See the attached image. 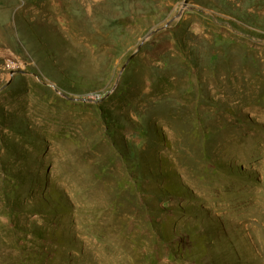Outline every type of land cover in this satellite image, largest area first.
Instances as JSON below:
<instances>
[{
  "label": "rangeland",
  "instance_id": "1",
  "mask_svg": "<svg viewBox=\"0 0 264 264\" xmlns=\"http://www.w3.org/2000/svg\"><path fill=\"white\" fill-rule=\"evenodd\" d=\"M0 264H264V0H0Z\"/></svg>",
  "mask_w": 264,
  "mask_h": 264
},
{
  "label": "built area",
  "instance_id": "2",
  "mask_svg": "<svg viewBox=\"0 0 264 264\" xmlns=\"http://www.w3.org/2000/svg\"><path fill=\"white\" fill-rule=\"evenodd\" d=\"M13 64H14V62L12 60H10L8 66L12 67Z\"/></svg>",
  "mask_w": 264,
  "mask_h": 264
}]
</instances>
